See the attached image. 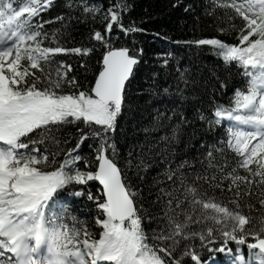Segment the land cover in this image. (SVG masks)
Masks as SVG:
<instances>
[{"label":"snow or ice","instance_id":"snow-or-ice-1","mask_svg":"<svg viewBox=\"0 0 264 264\" xmlns=\"http://www.w3.org/2000/svg\"><path fill=\"white\" fill-rule=\"evenodd\" d=\"M171 7L0 0V264H264V0Z\"/></svg>","mask_w":264,"mask_h":264},{"label":"trees","instance_id":"trees-1","mask_svg":"<svg viewBox=\"0 0 264 264\" xmlns=\"http://www.w3.org/2000/svg\"><path fill=\"white\" fill-rule=\"evenodd\" d=\"M98 3H105L106 0H97ZM133 4L131 16L137 22H143V26L148 30L144 35L138 37L148 54L151 56L156 51L164 50L172 47L164 40L155 37L154 33H167L175 38H186L190 35L191 20L181 9L171 7L173 0H130ZM205 34L211 29H205ZM88 28L85 25H79L78 30L74 32L73 44H78L85 39ZM191 56V51L185 53L181 51V55ZM199 61H203L205 67L211 70L213 67L214 57L211 53H204L199 56ZM198 61V62H199ZM86 212L87 209H84ZM220 260L227 263V258L222 254Z\"/></svg>","mask_w":264,"mask_h":264}]
</instances>
